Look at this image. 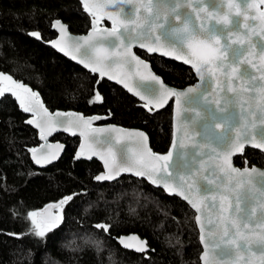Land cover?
<instances>
[{"label": "water", "instance_id": "95a60500", "mask_svg": "<svg viewBox=\"0 0 264 264\" xmlns=\"http://www.w3.org/2000/svg\"><path fill=\"white\" fill-rule=\"evenodd\" d=\"M78 2L91 16L88 30L82 34H75L62 20L54 19L51 21V29L55 36L46 44L67 60L96 75L97 80L105 79L121 87L139 101L149 113L159 111L171 102V142L165 153L153 152L149 138L143 130L105 122L107 117L104 115H84L72 109L50 110L36 90L8 74L0 73V75H8L14 82L37 94L38 102L32 97H26L25 102L32 111L25 112L15 96L5 92L15 100L19 109L27 116L25 123L36 132L38 144L27 149L31 163L38 169L56 163L64 153L65 144L52 138L55 134L61 133L78 139V152L74 160L94 159L99 162L101 170L93 178L95 182L107 183L116 181L121 176H131L143 179L169 195L162 186L151 183L147 176L135 175L134 171L119 170L132 167L134 170L142 168L150 171L155 166L159 169L161 178H164L167 176L163 171L165 163L157 160L156 157L166 156L171 152L172 156L167 165L169 172L172 173L171 180L179 182V177L183 175L187 183L195 181L192 197L202 201V211H197L183 197L170 195L185 202L194 212L201 245L200 264H205V260L208 264H260V257L264 255V242L259 238L260 225L264 222V168L249 166L247 162L242 167H238L233 163V159L242 154L245 148L255 149L264 154V149L252 146L253 141L257 144L264 142V110H262L264 105L260 96V89L264 88V79H261L264 75V24L258 19L259 12H264V4H260L259 0H179V8L174 13L172 9L176 6L177 0H132V2L111 0L102 10L98 11L93 7V11L97 12L98 18H96L85 10L83 0ZM98 3L103 4L104 0H89L90 6ZM106 13L117 14L119 20L128 24L127 33L125 29H119L125 45L129 43V35L133 34V29L136 32H148L152 24L163 23L165 27L157 28L150 38L155 40V35H159L165 50L169 46L178 47V50L182 48V54L194 60L196 56H207V48L197 49L194 55L186 44L180 45L176 38L168 35L171 28L182 27L183 22L187 20L189 30L197 36V39L208 40L209 48L213 50L216 59L211 65H203L202 79L191 63L163 55L160 50L149 52L147 48L141 47L138 41L133 40L131 53L142 62L137 65L130 57L125 56V47L120 46L116 37L108 35L114 25ZM176 15L180 16L179 20L176 19ZM57 21L67 30V36L64 38L56 26ZM212 36L219 39L218 44L216 40L210 39ZM86 38H90V43L96 47L103 45L108 50L109 55L100 62V66L112 75L113 79H109L108 75L101 77L99 72H93L91 68L78 62V59L72 58L75 55L79 59L96 63L94 49L84 44ZM57 43L64 44L71 54L65 55L64 52L53 47ZM78 45L79 51L76 50ZM135 49L185 65L191 69L196 81L183 88L166 84L153 71L149 61L140 57ZM145 64L147 68L143 66ZM209 67L213 69L212 72L208 71ZM234 67L237 69L236 72L232 71ZM151 75H155L166 88L183 91L187 95L182 97L179 105L176 97L172 96L163 107H146V100H142L140 95L135 93L148 97L153 90H159V85L151 80ZM118 80L121 82H117ZM125 83L132 88V91H129V87H125ZM190 88L194 91L189 93ZM85 121L88 123L86 124ZM37 124L40 126L37 127ZM49 128L55 130L49 133ZM41 129L44 130L43 138ZM140 133L143 136L139 135ZM221 136L224 137L223 140L220 139ZM237 136L243 149L231 153L225 163L224 153ZM144 137L147 139L145 140ZM33 149L36 150L37 156L54 153L55 158L51 163L37 164L33 159ZM111 169L119 171V175L110 180L97 179L107 175ZM209 180L213 183L210 184ZM204 197L207 199L205 200ZM59 212L58 203H48L32 212L31 216L33 217L34 214L36 223L45 226L58 216ZM197 217L200 218L199 222ZM221 217L225 220L235 219L241 226L240 234H237L230 222L227 224L222 222ZM244 224L248 227L245 228ZM225 227L228 228L229 235L221 238ZM229 241L233 242L229 243ZM116 242L121 248L135 253H144L148 248L146 240L135 233L119 235L116 237ZM138 242L145 244V251H135ZM125 244L129 247H124Z\"/></svg>", "mask_w": 264, "mask_h": 264}, {"label": "trees", "instance_id": "16d2710c", "mask_svg": "<svg viewBox=\"0 0 264 264\" xmlns=\"http://www.w3.org/2000/svg\"><path fill=\"white\" fill-rule=\"evenodd\" d=\"M54 19L75 34L85 33L91 23L78 0H0V73L36 90L50 110L104 115L105 122L139 128L153 152L165 153L171 142L172 103L149 113L121 87L97 80L58 54L46 44L55 36ZM135 52L170 86L183 88L196 81L181 63ZM26 118L10 95L0 98V264H200L194 212L185 202L131 176L95 182L99 162L74 160L78 139L61 133L52 138L65 144L61 158L36 168L27 149L38 144L37 135ZM245 162L264 168V154L245 148L233 163L242 167ZM48 203L59 204L61 220L40 237L31 213ZM101 224L111 226L110 234ZM129 233L146 240V252L119 246L116 237Z\"/></svg>", "mask_w": 264, "mask_h": 264}, {"label": "snow or ice", "instance_id": "6c2138e0", "mask_svg": "<svg viewBox=\"0 0 264 264\" xmlns=\"http://www.w3.org/2000/svg\"><path fill=\"white\" fill-rule=\"evenodd\" d=\"M111 2V0H104L103 4H95L93 6L89 5V0H83V4H84V8L86 11H89L94 17H97V12L93 11V7H95L98 11L102 10V8L104 6H106L107 3ZM129 2H132V0H129ZM260 4H264V0H259ZM250 7H255V5H250ZM179 8V0H177V4L176 6L172 9V11L175 13L177 11V9ZM106 15L108 16V18L110 20H112V23L114 25L113 29L111 32L108 33L109 36H115L117 41H119L120 46H124L125 47V56L130 57L132 61H135V63L137 65H140L142 62L136 58V56H134L131 53V47H132V41H138L139 45L141 47H145L147 48V50L149 52H154L157 50H160L161 53L163 55H170L173 56L176 59H180L183 60L184 63H191L192 67L196 70V72L198 74L201 75V78L203 79V65L207 64V65H211L214 61V59H216L214 52L211 48H209L208 45V40L206 39H197V36L189 30V22L187 20H185L183 22V26L182 27H173L170 29L168 35L171 37L176 38V40L179 41L180 45H187V48L193 52V54H196V50L200 49V48H207L208 49V55L207 56H196V59L194 60L192 57L187 56L186 54H182V48H180L178 50V47H172L169 46L167 50H165V46L161 43V38L159 35H155V40H152L150 37L152 34L155 33V30L157 28H161L163 29L165 27V25L163 23L160 24H152L150 26V29L148 32H136L135 29H133V34L129 35V43L127 45L124 44V39L122 38V36L119 34V29L123 28L125 29V32L127 33L128 30V24L124 21H121L118 19V15L117 14H113V13H106ZM176 19L179 20L180 16L176 15ZM258 19H260L261 23L264 24V12H259L258 14ZM60 32H61V36L62 38L67 36V30L66 28H64L59 21H57V25H56ZM137 27H140V25H137ZM30 35L36 37L37 39H42V37L40 36L39 33L33 32ZM210 39H214L216 40V43H219V39L215 36L210 37ZM84 44L85 45H89L90 47H92L94 49V54L96 57V63H90L88 60H82L79 59L77 56L73 55L72 58L73 59H78V62L83 63L85 67L91 68V70L93 72H99L100 76L103 77L105 75H108L109 79H113L114 77L110 74H108L103 67L100 66V62L103 59H106L107 56L109 55L108 50L103 46H99L96 47L95 45L90 43V38H86L84 39ZM53 47L58 48L60 51L64 52L65 55H70L71 53L66 49V46L64 44L61 43H57L54 44ZM79 45L77 46V51H79ZM145 68H147V65H143ZM209 72H212L213 69L211 67L208 68ZM233 72H236L237 69L234 67L232 69ZM143 78V77H142ZM261 79H264V75L261 76ZM151 80L154 81L156 84L159 85V90L155 91L153 90V93L146 97L144 95H141L140 93H135L137 95H140V98L142 100H146V107L149 106H154L155 108H160L163 107L166 103L168 98L175 96L176 97V102L179 105L181 103V99L182 97H185L187 95V93L183 92V91H173L170 90L169 88H166L164 86V84L155 76V75H151ZM117 82H121V81H117ZM125 87H129L127 83H125ZM231 90V88L229 89ZM129 91H132V88L129 87ZM193 89H188V92H193ZM5 92H10L13 96H15V98L19 101L20 103V107L25 111V112H29L32 111V109L29 107L28 104H26V97H32L34 100H36L38 102V97L37 94L33 91H31L30 89H28L27 87H24L22 84L20 83H16L14 82L8 75H0V97H4ZM260 96L262 98V105H264V88L260 89ZM6 98V97H5ZM96 101L100 102L101 101V97L99 94L96 95ZM43 106L41 105V108ZM262 110H264V106H262ZM197 115H199V113H197ZM81 119H83V117H81ZM29 123H34V121H28ZM85 123L87 124L88 121H85ZM37 127H39L40 125L37 124ZM217 127H219V125H217ZM54 128H49V133L51 131H54ZM41 135L42 138L44 137V130L41 129ZM139 135L143 136L142 133H140ZM144 139L146 140L147 137H144ZM221 140L224 139L223 136L220 137ZM252 146L254 147H260L261 149H264V142L257 144L255 141L252 142ZM59 147V146H57ZM181 147H183V145H181ZM243 149V145L240 143V139L239 136H237L236 140L234 142H231L227 148V150L224 153V162L227 163V157L235 152V151H242ZM111 151V150H109ZM33 159L35 160V162L37 164H47V163H51L52 159L55 158V154H50V155H46V156H37L36 155V150L33 149ZM148 155H151V153H148ZM219 155V153H218ZM172 156V153L170 152L168 155L166 156H160V157H156L157 160H162L165 163V166L163 168V171L165 173H167V176L164 178H161L160 174H159V169L155 166L152 167V169L150 171H145L142 168H137V169H133L132 167H124V168H120L119 171H134L135 175L138 176H147L148 180L153 183V184H157L158 186H162L164 188V190L169 194V195H177V196H181L184 199L188 200V202L190 204H192V206L194 208L197 209V211H202L201 208V204L202 201L199 199H194L192 197V190H193V185L195 183V181H193V183H187L185 180V177L183 175H181L179 177V182H174L171 180V176L172 173L169 172L168 169V162L170 160ZM107 163V162H106ZM137 163H140V161H137ZM119 171H116L115 169H111L109 171V173L105 176H101V177H97V179L100 180H110V179H114L116 175H119ZM229 171H231V169H229ZM210 184L213 183L212 180L208 181ZM204 199L206 200L207 197H204ZM213 199H215V197L213 196ZM63 203H67V200H64ZM34 217V214H33ZM199 217H197V221L199 222ZM61 220L60 216H56L52 219V221L50 223H48L45 226H41L39 224L36 223L35 219L33 218V225L35 226V231H36V235L40 236V237H44L45 233L50 231L51 229L57 227V225L59 224ZM221 221L224 222L225 224L227 223H231L232 228L236 229L237 234H240V224L235 220V219H230V220H225L224 217H221ZM98 227L101 228V230H104L106 232H108V234H110L111 231V226H107L105 227V225L101 224L98 225ZM244 227L247 228L248 225L244 224ZM261 227V232H260V240L262 242H264V222L261 223L260 225ZM229 235V230L227 227L224 228L223 230V234L222 237H226ZM233 241H229V243H232ZM121 243H123V241L121 240ZM124 247H129V245L125 244ZM135 251L137 252H143L145 251V244L144 243H139L137 244ZM205 264H208V261L205 260ZM260 264H264V255H262L260 257Z\"/></svg>", "mask_w": 264, "mask_h": 264}]
</instances>
